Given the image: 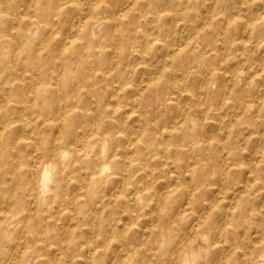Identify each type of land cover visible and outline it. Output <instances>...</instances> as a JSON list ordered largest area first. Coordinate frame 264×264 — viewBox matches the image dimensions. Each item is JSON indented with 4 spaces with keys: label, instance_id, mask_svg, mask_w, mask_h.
Masks as SVG:
<instances>
[{
    "label": "bare ground",
    "instance_id": "bare-ground-1",
    "mask_svg": "<svg viewBox=\"0 0 264 264\" xmlns=\"http://www.w3.org/2000/svg\"><path fill=\"white\" fill-rule=\"evenodd\" d=\"M2 1L3 0L0 2ZM39 1L38 7L36 6L35 9L34 2L32 1L33 3L31 4L29 3L30 7H32L33 21L30 20L31 22L24 24V27H22L19 32L15 30L17 24H19L18 22L17 24L13 23L11 25V28L15 30L16 33L15 31L14 33H9L7 31L5 22H7L8 19L3 16L2 11L4 10L3 6L0 4V60L5 63L2 68L4 70L6 68V71L12 68L11 71L14 75L10 76L7 82L10 84L8 92L10 91L13 95L20 94L21 99L19 101L24 103L26 101L24 96L29 95L28 91L30 90L25 88L26 83L32 82L35 94L34 105L42 104L50 107L52 104L55 107L54 111H46L45 115H47V117L43 118V124L49 126L52 129V133L47 135L48 138L45 139L46 141L44 140L42 145H39L34 137V149L31 151V155L28 158L22 157L18 161L12 158L9 165L11 174L16 175V172L24 168V171H28L30 175L34 174V179L31 177V185H34L33 190L38 188L39 193H46V191L51 189L52 183L53 185L58 184L60 179L59 176H67L69 174L71 176L70 168L74 167L76 163H80L77 172L80 173V177L83 176L85 179L82 181L80 180L76 186L78 191L72 200L77 201L79 198L83 197V195L87 196L88 193H93L95 184L105 180L111 173L121 172L123 175L122 184H128V178L131 173H137L140 170L151 173L152 169L149 164L151 158H157L158 164L164 165V163H166V158L170 156L175 159V164L179 170L178 172L181 174L187 173L189 180L182 179L178 181L179 178L174 173L167 175L164 178L165 190L156 197L154 206L160 207L163 200H166L170 195L175 196V193H179V195L185 196L184 206L185 204H189L191 205L190 209L193 208V206H197L198 210H195L197 211L196 213H194V211L189 212L190 214H194L193 219L192 215L190 216L188 214L187 216L185 211L188 209L186 206L178 208L179 202L177 203V201L179 197L173 199L172 203L174 204L171 205L169 210L170 216L164 219L163 231L160 232L161 230H159V236L151 240L150 246L145 247L147 249L143 248V246H145L143 239V233L145 231L141 232L142 234H140L136 240L126 242L123 238L122 230L125 226L120 227L118 225L120 229H115V236L119 244L114 248L112 257L106 258L103 254L104 250H101L103 248L105 249V247L108 246L106 243L113 238L102 237V244L100 245L89 237L79 244L76 238L73 237L74 227L71 225L66 228L64 235L55 234L51 240L44 236V229L37 230L36 227H34V229H29L28 233L24 232L25 235L21 237L10 236L11 230L14 229V226L18 223L20 219H18V217L21 215L18 209H12L9 211L11 214H9V216L6 215L5 221H3L4 224L0 223V264H264V244H262L264 243V232H261L259 239L254 241L253 244L251 243V246H249V243V245H247L248 248L246 247L247 249H245V241L243 239L245 237L239 239V232L237 230L239 226L246 222H249V225H264V215L262 214L259 222L250 220V214L256 209L254 201L260 196L261 191L257 189L253 190L252 188L255 187L259 180H264V173L261 174V171L264 172V133L256 134L255 140L257 141V146L252 153V161L249 163L247 170H243L245 180L241 183L242 190L248 192L250 197H239L237 200L238 204L235 206L231 201V208H226L227 210L223 214L225 220L223 219V222L218 221V216H216L218 208L215 207L214 200H206V198H204L200 201L198 199L201 191L200 185L204 184L203 181L207 179V176H200L201 173H198L195 164L196 162L197 164L201 163L200 166H202V168L205 166L209 167L210 170H208L211 176H209L208 179L210 182L223 181L228 176V173L234 169L233 166L238 164L235 160L238 154L237 149H235L236 127H234V120H230L224 124H222L220 120L219 122L217 121L219 124L215 133L205 131L202 125L209 117V103L208 105L204 103L207 105L208 109L204 108L206 111H202L201 114H198V111L194 108L197 106L196 104L198 102H202L208 95L212 105L217 103V101H219L218 98L222 95L223 97L219 102L221 107L229 106L235 110L239 108L241 112L247 113L251 106L249 102H247L246 96H251L253 101L264 104V91L261 92L258 90L259 94L253 96V93L248 94L245 88L237 87V85L234 86L232 81L238 79L236 78L238 73H236L237 71L235 70H233V72L231 71L232 74L228 78L229 82L227 84H221L218 79L216 80L217 76L215 73L207 69V72L203 74L202 79L197 85L191 84L190 88L186 87L189 92L188 97L190 102L189 105L185 107L184 104H181L179 97L182 82L179 79H174L171 76L169 77L170 74H168V72H170L169 69L171 67L174 68L173 66L169 68L174 61L185 63V66H192L199 71L203 64L211 67L213 57H210V53L208 52L213 49V42H216L217 39L224 42L226 45L225 47L237 60H239V57L243 54L249 56V53L253 54V51L255 52L254 48L260 46V44L264 46V0H236L235 2L232 1L227 7L223 5L225 8L220 7L218 3H216L209 6L202 14H198V19L194 18L188 22L183 20L185 15L177 9V5L180 2H190V0H146L150 8L163 6L162 9L159 8L160 10H155L153 15H151L154 21L158 22L161 18L169 16L173 26V29H170V31L165 34V38L156 39L154 37L155 39H152V41L146 37L142 27L140 28L142 23L147 21V14L150 12L149 8L146 6L145 0H87L85 3L87 5H84L86 6L85 11L78 12V8H76L75 10L78 13L74 16L71 15L72 17L68 15V10H64V7L66 8L68 2H76L79 6L80 2L78 0ZM43 4L53 6L52 12H45ZM255 7L262 11L258 12L257 9L254 11L253 8ZM10 9L13 10V7ZM79 9H81V6H79ZM8 11L10 12V10ZM194 11L198 10L196 9ZM12 12L13 11H11V13ZM14 12H16L17 15V11ZM60 14H64V17L58 18ZM182 15L184 17H182ZM88 18H90V20ZM123 31L129 32V36H123ZM154 31L158 32V29H154ZM104 32H106V34ZM130 32L132 35H130ZM254 32L258 34L261 33L260 38L257 39L258 44L251 43ZM103 34H105V37ZM155 35L157 36V34ZM155 40L160 41L161 52L159 61L156 62L154 60L157 64L153 65L147 63L146 54L148 53L149 42H156ZM22 48L28 49V56L32 60L30 66H28L29 64H24L23 60L18 58L20 49L22 50ZM224 57L220 58L218 66L214 67L213 70L223 71L224 68H222L221 65L225 60ZM51 58L57 59L59 69L56 73H53V71H51L52 69L47 71L50 68L49 63ZM133 58H137L136 64H143V74H145L144 78L140 79L136 85L130 84L131 82L127 76L128 74H125L132 70L129 69L127 71L125 69L131 64L129 62ZM231 62H233V59H231ZM44 66H46V68H44ZM35 67H37L36 70L40 71L41 74H39V72H34ZM122 67L124 68L123 71H121ZM251 67L253 68V75L260 76L262 80H264V58L253 61ZM190 72L191 71L186 74H190ZM195 72L196 71H194V73ZM243 74L244 73H242L241 76L244 77ZM167 75L171 80L168 86L165 87L168 91H164L165 95L163 94L164 92H162L163 95H157V99L161 105H165V102H167L169 105L174 106L175 110L164 117L165 113L163 111L155 114L152 109L153 107L151 108L152 105L149 106L150 100L148 95L151 94L152 91L156 92L164 88L161 78L167 77ZM118 77L120 79L122 78L121 83ZM174 77L176 76L174 75ZM251 80H249V83H251ZM4 85L5 83L3 87ZM187 86H189V84ZM4 88L7 89V87ZM13 88H15L14 92H12ZM126 89L132 92L130 93L133 98L130 102V110H126V104L120 102V100L125 97ZM183 89L184 88L181 90L183 91ZM93 91L98 93L99 96L103 95V97H107V101L103 106L104 109L102 108V121L105 125H103V131L98 133L97 143L87 141L89 137L85 140L84 137L86 136H83L82 133L87 131L88 127L86 128L84 126L85 123L81 122L78 126L72 119V116L79 112L77 110L79 107L77 106L81 95L89 92L92 94ZM183 93L186 94V92ZM227 93H230L231 101L227 99ZM68 96H71L69 104L64 102L69 100ZM205 100L204 102H206ZM140 103H143L141 105L147 107L145 109L147 114L138 119L141 121L139 129L130 127L127 128V130H123L122 126L124 120L128 119L131 114H133L132 112L137 111L134 106H138ZM159 103H155V105ZM13 105L14 103H12L11 106ZM90 110L93 111L94 109ZM100 111L101 110L97 113ZM94 113H96V111ZM215 113H218V111ZM27 116L24 115V117ZM223 116L225 115H222V117ZM148 117H151V120H149ZM235 117L237 118V116ZM36 118L38 119V116ZM30 119L32 120L33 118ZM153 119L154 121H152ZM92 122L95 124L94 120ZM31 124H34V122ZM254 124L257 125V123ZM96 128L97 127H95V129ZM104 128L107 129L104 130ZM113 128L116 130L118 129L120 134L113 136L111 133ZM3 130L5 129L1 126L0 152L4 148L6 149L10 142L21 141L19 135L15 133L11 135L4 134L5 132L3 133ZM89 133L91 134V132ZM252 133L250 134L252 135ZM28 134L30 135V133ZM122 138H125V140ZM243 138H246V136H243ZM198 144H201L202 148H199ZM215 145H221L220 147L226 148L223 153H220L222 150L219 151L222 160H224L221 163L215 161L214 155L211 156L208 154ZM145 150H147V152ZM226 159H231L233 162L225 168L224 162H226ZM198 169H200V167ZM82 170H87L89 172L87 175H83ZM109 170L111 172H109ZM146 172L145 174L147 175L148 173ZM25 175L26 174H24V176ZM114 175L116 176V174ZM113 177H111V179ZM21 180L22 175L18 174L12 181L14 183L12 186L13 188H10V186L7 185L8 182L6 183L2 180V173L0 172V187L2 188L0 190H3L6 195H8L9 199L14 198L17 202L20 200V196L17 194V188ZM191 180L195 182L194 185L190 184ZM146 182L147 181H145V183ZM30 188L32 190V187ZM146 188L147 187L141 189L135 188L132 194L125 195L123 198L126 209L129 215H131L130 219H132V222L139 217V213L136 210L137 207L144 206L142 203H145L144 200L148 198L147 192L144 190ZM242 190L239 191L244 193ZM114 191L115 192L112 193L110 192L106 196V199L101 195L105 203L111 202L118 197L120 194L118 188ZM125 193L126 192H124V194ZM55 196H57V194ZM214 196L216 197L217 194ZM97 197H99V195H97ZM102 199H99L100 203H102ZM16 202L14 205H17ZM248 202L252 204V208L247 210L244 204ZM36 203L37 197L34 196V204ZM89 207L90 206L87 208ZM95 208L98 207L95 206ZM157 209L158 208H156V210ZM97 210L98 209H95V214L98 213ZM26 216L29 217L30 215ZM151 220H153V218H151ZM105 222L106 221H104V223ZM128 222L130 224L131 221ZM89 226L92 227L90 223ZM76 227H78V225ZM107 228L108 227H106V229ZM151 229H153V227ZM177 230L182 231L183 235L181 239L175 241V235L179 233ZM100 234L96 233V235ZM220 238L230 239L234 244L233 250L226 252L222 247L215 248ZM237 248L241 250L238 252L236 250ZM74 260H77V262L75 263Z\"/></svg>",
    "mask_w": 264,
    "mask_h": 264
},
{
    "label": "rangeland",
    "instance_id": "rangeland-1",
    "mask_svg": "<svg viewBox=\"0 0 264 264\" xmlns=\"http://www.w3.org/2000/svg\"><path fill=\"white\" fill-rule=\"evenodd\" d=\"M32 1L34 2V9H35L36 6L38 7V4H39L40 1L39 0H32ZM32 1L31 0H3L2 2H0V4L3 6V10H4V11H2V14H3V16L5 18L8 19V21L6 20L7 22H5V25H6V29H7V31L9 33H14L15 30L16 31L18 30V32H19V30H21L22 27H24V24H26L27 22L29 23V22L33 21V18H32V14H33L32 7H30V4L33 3ZM78 1L81 4V5L79 4V6H81V9H79V6L76 4V2H68L66 4V8L64 7V10H68V15L69 16H71V15L74 16L79 11H82V12L85 11L86 6H84V5H87V4H85L87 2V0H83V1L82 0H78ZM232 1L235 2L236 0H222L223 4H222L221 0H208V1L207 0H195V1L194 0H190V2H180L177 5V9L179 11H181L183 15H185V17L182 15V17H184L183 20L188 22V21L193 20L194 18L198 19V17H199L198 14H202L203 11H205L211 5H214V4L218 3V5L220 7L225 8L230 3H232ZM145 2H146V6L149 8L150 12L147 14L148 15L147 16V21L143 22L142 26H140V28L142 27L143 31L146 34V37H148L149 40H151V41H152V39H155V38L156 39L157 38H165L166 37L165 34H167V32L170 31V29H173V26H172V23H171V18L169 16H165V17L161 18L160 20H158V22L154 21L152 19L151 15H153V12L155 10L162 9L163 6L162 7L157 6V8H150L149 7L150 5L147 4L146 0H145ZM220 2H221V4H220ZM24 3H26V4H24ZM8 7H10V8L13 7V10L8 8ZM43 7H44L43 8L44 11L48 12V13L52 12V10H53V6H51L49 4L48 5H44L43 4ZM22 8H24V9H22ZM76 8H78L77 9L78 12L75 10ZM7 9L10 10V12ZM196 9L198 11H194ZM256 9H257L256 7L253 8L254 11H256ZM11 11H13V12L11 13ZM14 11H17V15H18L19 18L22 17V18H20L21 20L17 17L16 12H14ZM257 11L261 12L262 10L261 9H257ZM82 12H81V14H82ZM59 17L63 18L64 14L58 15V18ZM88 19L90 20V18H88ZM17 22L19 24H17ZM13 23L17 24V28H15V30H13L11 28V25ZM154 29H156V30L158 29V32H155ZM16 31H15V33H16ZM104 33L106 34V32H104ZM122 33H124L123 36H129V34H128L129 32H127V31L126 32L123 31ZM105 34H103L104 37H105ZM151 34H153V35H151ZM155 34H157L158 37ZM159 34H160V36H159ZM130 35H132L131 32H130ZM260 35H261V33L258 34V33L254 32L253 37L251 38V40H252L251 43L252 42H253L252 44L257 43V41H258L257 39L260 38ZM218 40L219 39H217L216 42H218ZM151 41L149 42L148 53L146 54V61H147V63L156 65L157 63H155L154 60L156 62H158L159 58H160V52H161L160 44H159L160 41H157V40H155L156 42H151ZM35 42H34V44H35ZM216 42H213V45H212L213 49H211V51L208 52V53H210L209 56L213 57V60L211 59L212 60L211 67H208V65L203 64L204 67L201 66V70L199 71L198 69H196V68H194L192 66H189V65H186L187 66L186 67L185 63H179L177 61L172 62L171 65L169 64L170 65L169 68L171 66L174 67V68L171 67L169 69V71H170V72H168V74H170L169 77L171 76L174 79H179L182 82L181 86H180V91H179V95L180 96L179 97H180L181 104H184L185 107L188 106L189 102H190L189 97H188L189 92H188V89L186 87L190 88L191 84L197 85L200 82V80L202 79L203 74L207 72V69H208V71H213L212 73H215V75L217 76L216 80L218 79V81H220L221 84H227L229 82L228 78L232 74L231 71L233 72V70H235V71H237L236 73H238V76L236 77L238 79L233 80L234 82L232 81V84L234 86L237 85V87L245 88L247 90V93L248 94H252L253 93L252 94L253 96H256L257 94H259V91H261V92L264 91V80H262V78L260 76H257V75L254 76L253 75L254 72L252 71L253 68L251 67L252 64H253V61H255V60L258 61L259 59L264 58V46H261V44H260V46H257V47L254 48L255 52L253 51V54L249 53L250 56L246 55V54H243V55H241L239 57V60H237L232 55V53L225 47L226 45L224 44L223 41L219 40L218 43H216ZM222 44L225 47L224 51H223L224 47H223ZM220 48H221V50H220ZM27 50L28 49H26V48H24V49L22 48V50L20 49V55H19L18 58L23 60L24 64H29L28 66H30V64L32 63V60L28 56ZM154 52H156V53H154ZM224 55H225V57H224ZM230 55H231V57H230ZM243 56H246V57H243ZM221 57H224V59H225L223 64L221 65L222 68H224L223 71L213 70L214 67L218 66V63H219V60H220ZM231 59H233V62H231ZM245 59H247V60H245ZM51 60H50V63H49V65H50L49 67L50 68L47 71L52 69L51 71H53V73H56L58 71V69H59L58 64H57V59L56 58H51ZM34 61H35V58H34ZM136 61H137V58L136 59L133 58L129 62L131 64L128 65L126 67V69H125L127 71L129 69H132V70L128 71L129 73H125V74H128L127 76L129 77V81L131 82L130 84H132V85H136L138 83V81L140 79H143L144 76H145V74H143V67H142L143 64H140V63L136 64L135 63ZM0 63H1L0 64V66H1L0 68H2V66H4L5 63H3V61H1V60H0ZM132 64H134V65H132ZM177 64H179V65H177ZM120 66H121V64H120ZM202 67H203V69H202ZM36 68L37 67L34 68V72L35 73L39 72V74H41L40 71L36 70ZM44 68H46V66H44ZM177 68L181 69V70H178ZM234 68H236V69H234ZM187 69H189V70H187ZM243 69H244V71H243ZM11 70H12V68L8 69L7 70L8 72H7L6 68H5V70L3 68L0 69V87L2 86L0 88V118H1L0 119V127L2 126L3 129H5V130H3V133L5 132L4 134L11 135V134L15 133V134L19 135L21 138L22 137H25V138H22V139L20 138V140H21L20 142H24V143H20L19 141L18 142H15V141L13 142L12 141V142L9 143V145H8V147L6 149L5 148L2 149V151L0 152V172L2 173V180L4 182H6V183L8 182L7 185H9L10 188L14 184L12 182L13 179L18 174L22 175V180L18 184V188H17L18 191L16 190L17 194H19V196H20V200L17 201V202H16V200L14 198H10L9 199L8 195H6V193L3 190H0V223L4 224L3 221H5L6 217L9 216V214H11L9 211H11L12 209H18L20 214H21L18 217V219L19 218L20 219L18 220V223L14 226V229L11 230L10 236L21 237V236L25 235V233H28L29 229H34V227H36L37 230L44 229V231H45V233H43L44 236L49 238V240H51L52 237L55 234L64 235L66 228L69 225H71V226L74 227V232H73L74 236L73 237L76 238V241H78L79 244L82 243L86 238L90 237L91 239L95 240L97 242V244L101 245L102 244V239H103L102 237H111L113 239L109 240V242L106 243V245H108V246L105 247V249L101 248L102 249L101 251L104 250L103 254L105 255L106 258L112 257L114 248H116L118 246V244H119L118 243L119 241L116 240L117 237L115 236V233H116L115 229L119 228V226L120 227L125 226L122 230H123V238L125 239L126 242L136 240L137 237H139V235L142 234L141 232L145 231L143 233V237H144L143 239H144V242H145V246H143V248L147 249L145 247H149L150 246L151 240H153L154 238L159 236V230H161L160 232L163 231L164 219H167L170 216L169 215V210H170L171 205L174 204V203H172L173 199L179 197V199L177 201V203L179 202L178 203V208L179 207L181 208V207L184 206L185 196L179 195V193H175V196L170 195L166 200H163L162 201L163 203L161 202L162 205H160V207L154 206V202H155L156 197L161 192H163L165 190V185H164L165 184V179L164 178L167 175H169L171 173H174L175 175L178 176V178H179L178 181L182 180V179L189 180V178H188L189 176H187V173L186 174L185 173L181 174L180 172H178L179 171L178 167L175 164L176 161H175V159H173L170 156H168L166 158V163H164V165L163 164H158L159 162L156 160L157 158H151L149 160L150 168L152 169L151 173H148V171L146 172V171H142V170L138 171L137 173L136 172L135 173H131L129 175V178H128V182H127L128 184L125 183L124 185L122 184V179H123L122 176L123 175H122L121 172L111 173L110 176L105 178V180H103L102 182H97L95 184V187H94L95 189H94L93 193L90 192V193H88L87 196L83 195V197H81L77 201H75V200H72V198H74V196L76 195V193L78 191L76 186H77V184H78V182L80 180L82 181V180L85 179V178H83V176L80 177V175H79L80 173L77 172V169L80 167V165H79L80 163L79 164L76 163L74 165V167L70 168L71 176H70V174L67 175V176L66 175L59 176L60 179L58 181V184H54L53 185V183H52L51 189L49 191H46L47 194L46 193H39L38 192V188H35V190H33L34 189V185H31V182H32L31 177H32V179H34V174L30 175V173L28 171H24L25 170L24 168L21 169L22 173H21V170H19L20 172L19 171L16 172L15 173L16 175L11 174L9 165H10V162L12 161V158L15 161H18L22 157L28 158L31 155L30 153L34 149V146H33L34 145V137H35V140L38 141L37 143L39 145H42L44 140L46 138H48L47 135L52 133V129L49 126H45L43 124V120H44L43 118L47 117V115H45L46 111H48V110H53L54 111L55 107L52 104L50 105V107L49 106H44L42 104L41 105H36V104L34 105V95L35 94H34V88H33V85H32L33 83L32 82H27L26 83V87L25 88L27 90L28 89L31 90V92H30V90L28 91L29 95H27V96L25 95L24 96V99L27 102L25 101L24 103H22V102L19 101L21 99V95L20 94L19 95H15V94L13 95L12 93H10V91L8 92V90L10 89V88H8V87H10V84H8L7 82L9 80L10 76H14L12 74L13 72ZM123 70H124V68L122 67L121 71H123ZM192 70H193V72H192ZM5 71H6L8 77L6 76ZM189 71H191L190 74H186L187 72L189 73ZM194 71H196V72L194 73ZM219 71H220V73H219ZM222 72H224V73H222ZM242 73H244L243 74L244 77L241 76ZM173 74L176 77H174ZM188 75L190 76V78H189ZM165 77L161 78L164 88L162 90H160V91H156L158 93H156L155 91H152V93L148 95L149 96V100H150V102H149L150 105L149 106L152 105L151 108L153 107L152 109L154 110L155 114L163 111L165 113L164 117L168 116L169 113L174 112V110H175L174 109L175 107L169 105L167 102H165V105H163V104L161 105L158 102V99H157L158 98L157 95H159V94H161V95L164 94L165 95L164 91L165 90L168 91V89L165 88V87L168 86V84L170 83L171 80L169 79L168 75L166 77L167 79ZM251 78H252V80H251ZM118 80L121 83L122 78L120 79L118 77ZM249 80H251V83H253V84L249 83ZM4 83L6 85V86L4 85V87H7V89L3 87ZM188 84H189V86H187ZM3 88H4V90H3ZM182 88H184L183 91L181 90ZM14 90H15V88H13L12 92H14ZM32 91H33V93H32ZM162 92H164V93L162 94ZM183 92H186V94L183 93ZM130 93H132V92H130L129 89H126L125 97H123L122 99L120 98L121 99L120 102L126 104V106H125L126 110H130L131 109L130 108L131 107L130 106L131 105L130 102H131V100L133 98H132V95H130ZM92 94H94V95H92ZM92 94H91V92H89V93H83L81 95V97L79 98V101H78V106H77V107H79V108H77V110L79 112L77 114H74L72 116V119L78 126H79V123L81 122V123H85L84 126L86 128L88 127L87 128L88 130L84 131L82 133L83 136H86V137H84L85 140H86L87 137H89V138H87L88 139L87 141H91L93 143H97L98 142L97 141L98 140V135H99L98 133L103 131V127H104L103 125H105V123L102 121L103 120L102 119L103 118L102 108L104 109L103 106H104V103H106V101H107V99H106L107 97H105V96L103 97V95L99 96V94L96 93L95 91H93ZM222 97L223 96L220 95V98H218L219 101H217V103L212 105L211 101L209 99V95H208V96H206L203 99L202 102H200V103L198 102L200 106L197 103L196 104L197 106H195L194 108H195V110L198 111V114H201L202 111H204V110L206 111V109L210 108V109H208V115H209V117L207 118L208 120L206 119V121L202 125L203 126V130H205V131H208L210 133L211 132L215 133L216 129L218 128V124H219L218 122L220 120H221L222 124L227 123L230 120H234V127H236V129H235V149H237L238 154H237L235 160L238 162V164L236 165L237 167L233 166L234 169H232V171H231L232 173L229 172L228 176L223 181L210 182L209 179H208L209 176H211V173H209V170H210L209 167L205 166V167L202 168V166H200L201 163L197 164V162H196V164H195V166H196V168L198 170V173L199 174L201 173L200 176H202V175L203 176H207V179H205L203 181L204 184L200 185L201 191H200V196H198V199L200 201L203 200L204 198H206V200H209V199L214 200L215 207L218 208V212H219V213L217 212V215H216V216H218V221H222L223 222V219H224V215L223 214L227 210L226 208H228V209L231 208L230 207L231 201L234 203V206H235L236 204H238L237 200H238L239 197H241V198H246L247 196L250 197L249 196L250 194L248 192H244L242 190L243 188H242V184L241 183H243V181L245 180V175H244L243 170H247V168L249 166V163L252 161V153L254 152V150H255V148L257 146V141L255 140V136H256L257 133H264V104H262L260 102H257V101H253L251 96H246V98L248 100L247 102H249L251 108L248 110L247 113H243V112L240 111L239 108H236V110H235L234 108L229 107V106L228 107H226V106L221 107L219 102H220V99ZM248 98H250V99H248ZM227 99L229 101H231L230 93H227ZM204 100L206 102H204ZM3 101L4 102L6 101V102L4 103ZM32 101H33V103H32ZM70 101H71V96L69 97V100H66L64 102L69 104ZM9 103L11 105H12V103H14V105L11 106ZM155 103H159V104L155 105ZM204 103H207V105L209 103L208 108H207V105H205ZM23 104H24V106H23ZM141 104H143V103L138 104V106L137 105L134 106V108L136 107L135 109L137 111L132 112L133 114H131V116L128 119L124 120V122H123L124 124L122 126L123 130H125V129L127 130V128H130V127L133 128V129H134V127L139 129L141 121H139L138 119L141 116H144L145 114H147V112L145 111V109L147 107H144ZM252 105H254V106H252ZM31 106H33V107H31ZM218 106H219V108H218ZM40 108H43V109H40ZM204 108H206V109H204ZM30 109H32V110H30ZM90 109H94L96 111V113L99 110H101V111L96 114V113H94L95 112L94 110H93L94 111L93 112ZM200 109H201V111H200ZM217 111H218V113H215ZM234 114H237V115H234ZM256 114H257V116L259 118L256 116ZM24 115L25 116L28 115V116L24 117ZM222 115H225V116L222 117ZM37 116H38V119L39 118H41V119L38 120L36 118ZM229 116H234V117H229ZM235 116H237V118ZM30 118H33V119L31 120ZM148 118H149V120H151V117H148ZM12 120H13V122H12ZM93 120L95 121V124H94V122H92ZM136 121H137V123H136ZM152 121H154V119ZM33 122H34V124H31ZM9 123H11V124H9ZM27 123H29V124H27ZM254 123H257V125L254 124ZM44 126L46 127V129H45ZM32 127H33V129H32ZM95 127H97V128L95 129ZM23 129L25 130V132H24ZM89 129H90V131H89ZM106 129L107 128H104V130H106ZM89 132H91V134ZM113 132H114V134H113ZM28 133H30V135ZM95 133H97V134H95ZM111 133H112L113 136H117V135L120 134V131H118V129L116 130L115 128H113L111 130ZM250 133H252V135ZM91 136H92V138L90 139ZM243 136H246V138H243ZM24 139H26V140H24ZM122 139L125 140V138H122ZM27 140H28V142H27ZM92 140H94V141H92ZM198 145H199V148H200L201 144H198ZM220 146L221 145H219V146L215 145L214 147L216 149L214 147H212V149L208 153L211 156L214 155L215 156V161H217L218 163H221L222 161H224V160H222V156H221L220 153H223L224 150L226 149V148H223V147H220ZM119 150H120V148H119ZM220 150H222V151H220ZM145 151L147 152V150H145ZM219 151H220V153H219ZM239 152H240V154H239ZM164 162H165V160H164ZM232 162H233V160H231V159L227 160L226 159V162H224L225 168ZM199 167H200V169H198ZM82 171H83V175H87V173L89 172L87 170H82ZM109 172H111V171L109 170ZM145 172L148 173L147 174L148 176L145 174ZM262 173H264V172L261 171V174ZM24 174H26V175L24 176ZM114 174H116V176ZM113 175H114V177H113ZM111 177H113V178L111 179ZM29 181H30V183H29ZM145 181H147L146 182L147 184L145 183ZM33 184H34V182H33ZM190 184L194 185L195 182L193 180H191ZM221 186H223V187H221ZM30 187H32V190H31ZM143 187H147L144 190L147 192V197L148 198H146V200H144L145 203H142V204H144V206H138L137 207L136 210L139 213V217L137 218V220H134L132 222V219H130L131 215H129L128 210L126 209V204L123 201L124 200L123 198H124L125 195L132 194V192L135 191V188H138V189L140 188L141 189ZM117 188H118L120 194H122V195L119 194L118 195L119 198L117 197L115 200L113 199L111 202L105 203V201L102 199L101 195L103 196V198L106 199V196L110 192L111 193L115 192L114 190H117ZM0 189H2V188L0 187ZM252 189L253 190L257 189L259 191L261 190L260 191V196L256 199V201H254V205L256 206V209L253 212L254 214L253 213L250 214V218H251L250 220L251 221L259 222L261 216L264 215V180H261V181L259 180V182H257L255 187H253ZM239 190L240 191L242 190L244 193L240 192ZM63 191H65V192H63ZM124 192H126V193L124 194ZM20 193H21V195H20ZM251 193H253V192H251ZM56 194H57V196H55ZM65 194H66V196H65ZM216 194H217V196L215 197L214 195H216ZM97 195H99V197H97ZM34 196L37 197V203L36 204H34ZM54 199H55L56 202L54 201ZM99 199L100 200L102 199V203H100ZM15 202L17 203V205H14ZM106 205H107V207H106ZM251 205L252 204L250 202H248L247 204H244L245 209L248 210V209L252 208ZM88 206H90V207L87 208ZM95 206H97L98 208H95ZM185 206L188 209L187 210L185 208L187 210V211H185L187 216H188V214L190 216L192 215V217L194 219V214L193 213L190 214L189 212L194 211V213H196L197 211H195V210H198V207L197 206H193V208L190 209L191 205L185 204ZM156 208H158V209L156 210ZM44 209H46V210H44ZM95 209H98L97 210L98 213H96V214L94 213ZM55 210H57V211H55ZM90 210H92V211H90ZM5 211H6V213H5ZM106 212H107V214H106ZM26 215H30V216L28 217ZM57 215H59V216H57ZM55 218H56V220H55ZM151 218H153V220H151ZM32 219H33V221H32ZM90 220H91L92 223L90 222ZM156 220H158V221H156ZM104 221H106L105 222L106 224L104 223ZM128 221H131L130 224H129ZM134 222H135V224H134ZM150 222H151V224H150ZM89 223L91 224L92 227L89 226ZM248 223L249 222H246V223H244L243 225H241V226H239L237 228V230L239 232L238 233L239 239H241L242 237L246 238V239L243 238L244 241H245V243H244L245 244V249L248 248L247 245H249V243H250L249 246H251L254 243V241L259 239V235H260L261 232H264V225H258V224L257 225L256 224H250L249 225ZM35 224H36V226H35ZM66 224H67V226H66ZM77 225H78V227H76ZM160 226H162V227H160ZM106 227H108L107 228L108 232H107ZM152 227H153V229H151ZM75 229H77L78 231L75 230ZM88 230H90V231H88ZM110 231H112V232H110ZM177 231L179 233H177L175 235V241H178L179 239H181V237L183 235L182 231H179V230H177ZM244 232H245V234H244ZM96 233L97 234L101 233V234L100 235H96ZM94 235H96V236H94ZM252 238H254V239H252ZM248 239H250V240H248ZM219 240L220 241H218V242L220 244L216 243L215 248L222 247L223 249H225L226 252H228V251L230 252V251L233 250L234 244H233V242L230 239H228V238L227 239L220 238ZM112 244H113V246H112ZM262 244H264V243H262ZM220 245H222V246H220ZM236 250L239 252L241 249L237 248ZM74 262L76 263L77 260H74Z\"/></svg>",
    "mask_w": 264,
    "mask_h": 264
}]
</instances>
